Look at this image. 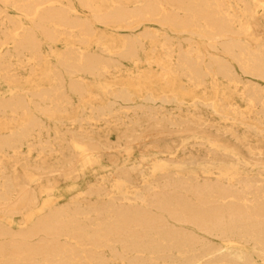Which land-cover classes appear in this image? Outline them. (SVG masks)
Instances as JSON below:
<instances>
[{
  "label": "bare ground",
  "instance_id": "obj_1",
  "mask_svg": "<svg viewBox=\"0 0 264 264\" xmlns=\"http://www.w3.org/2000/svg\"><path fill=\"white\" fill-rule=\"evenodd\" d=\"M0 82V264H264V0H0Z\"/></svg>",
  "mask_w": 264,
  "mask_h": 264
},
{
  "label": "rangeland",
  "instance_id": "obj_2",
  "mask_svg": "<svg viewBox=\"0 0 264 264\" xmlns=\"http://www.w3.org/2000/svg\"><path fill=\"white\" fill-rule=\"evenodd\" d=\"M0 88L2 89L3 88V86H2V84H1V82H0ZM173 112H176V110H173ZM179 138L180 137H178L177 138V140H176V142H178V141H180L179 140ZM224 140L225 141H232V139H231V137L229 136V134H225L224 135ZM252 140H254V139H252ZM257 142H253V145H255ZM132 148L134 149V153H135V155L134 156H141V154H142V150L140 149V147L138 146V145H133L132 146ZM190 152H192V153H195L196 152V148H195V146H193L192 144H188L187 145V150H186V153H187V156L190 154ZM181 153V152H180ZM181 155H182V153H181ZM126 156V155H125ZM124 156V157H125ZM145 165V164H144ZM239 169L240 170H242V171H257L256 170V167H254L253 165H248V166H240L239 167ZM39 182H43V180L42 179H39L38 180ZM64 183V180L62 181V180H60L59 181V183H56V184H59V185H62ZM35 210H31V212H30V215H34V214H36V213H38L39 211H38V208L36 207V208H34ZM3 217V215L0 213V218H2Z\"/></svg>",
  "mask_w": 264,
  "mask_h": 264
}]
</instances>
